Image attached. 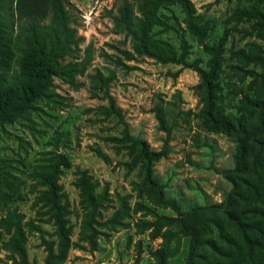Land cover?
<instances>
[{
    "label": "rangeland",
    "instance_id": "374dc122",
    "mask_svg": "<svg viewBox=\"0 0 264 264\" xmlns=\"http://www.w3.org/2000/svg\"><path fill=\"white\" fill-rule=\"evenodd\" d=\"M128 1L135 15L143 17L147 0ZM190 1L196 22L207 28L203 44L177 3L161 1L153 9L156 24L151 33L179 51L187 42L188 62L203 69L210 60L205 44L221 45V93L225 103L234 98L235 110L253 86L247 70L256 68L240 61L239 51L251 52L253 44L264 47V28L255 12L264 13V0ZM119 4L69 0L71 26L80 44L61 60L63 74L54 77L49 95L16 122L0 124V159L12 163L24 196L0 208V221L9 212L19 216L23 246V253L6 247L16 231H5L0 224V264H161V252L170 254L164 264L187 263L191 236L177 222L165 220L160 229H142V222L155 217L141 206L161 217L177 214L151 203L127 129L151 149L165 152L154 175L167 197L182 208L220 203L233 187L222 171L235 166L237 143L206 127L200 75L138 54L132 37L116 24ZM108 94L123 120L108 110ZM56 166L54 201L59 210L37 177ZM82 179L88 182L90 199L83 195Z\"/></svg>",
    "mask_w": 264,
    "mask_h": 264
},
{
    "label": "trees",
    "instance_id": "16d2710c",
    "mask_svg": "<svg viewBox=\"0 0 264 264\" xmlns=\"http://www.w3.org/2000/svg\"><path fill=\"white\" fill-rule=\"evenodd\" d=\"M161 1L183 7L191 18L188 22L190 31L203 44L207 28L196 22L193 3L190 0ZM161 1L147 0L142 6L143 17H138L128 0H119L118 16L115 17L117 26L132 37L138 54L198 72L203 100L201 114L206 127L212 132L233 137L237 152L235 166L222 171L233 186L223 201L184 209L175 199L167 197L164 185L155 178V164L165 152L151 149L145 140L130 136L127 129L126 139L136 152L135 160L141 166L151 203L171 208L177 214L176 218L161 217L147 206H141L155 217L153 222H142V229H156V226L160 229L165 220L177 222L183 232L191 236L190 256L186 264H264V47L253 44L255 49L251 52L239 51V60L245 59L256 68L247 70L253 86L240 100V106L233 110L234 98H228L225 103V96L221 93L222 46L205 44L210 60L207 69H203L197 62H188L190 47L187 42L182 43L179 51L156 40L151 33L156 24L153 9L160 7ZM68 5L69 0H0V124H12L26 116L38 101L49 95L54 77L63 74L61 60L81 42L71 26ZM255 12L260 15L259 24L264 28V13L261 9H255ZM102 81L107 88V80L102 78ZM234 86L237 87L236 84ZM108 98V110L123 120L113 98L109 94ZM13 169L9 160L0 159V208L9 207L24 197L22 183ZM57 173L58 166L50 172L37 174L41 184L48 187L55 209L60 207L54 201ZM81 187L83 195L90 199L85 179H82ZM0 224L5 231L11 232L13 228L16 231V235L4 243L5 246L23 253L19 216L9 212ZM1 235L2 232L0 238ZM65 252L64 246L60 254L62 259ZM168 256L170 254L161 252L158 257L161 264Z\"/></svg>",
    "mask_w": 264,
    "mask_h": 264
}]
</instances>
